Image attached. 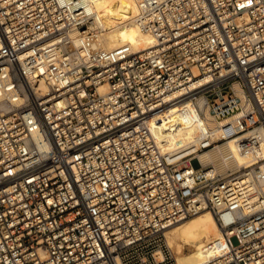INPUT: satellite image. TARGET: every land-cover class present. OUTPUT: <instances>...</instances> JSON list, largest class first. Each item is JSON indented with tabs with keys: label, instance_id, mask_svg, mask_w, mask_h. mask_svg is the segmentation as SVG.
I'll list each match as a JSON object with an SVG mask.
<instances>
[{
	"label": "built area",
	"instance_id": "built-area-1",
	"mask_svg": "<svg viewBox=\"0 0 264 264\" xmlns=\"http://www.w3.org/2000/svg\"><path fill=\"white\" fill-rule=\"evenodd\" d=\"M96 1L0 0V264H173L204 210V264H264V0H135L141 52L98 45ZM174 108L203 128L181 160L153 131ZM233 138L249 166L208 173Z\"/></svg>",
	"mask_w": 264,
	"mask_h": 264
},
{
	"label": "bare ground",
	"instance_id": "bare-ground-1",
	"mask_svg": "<svg viewBox=\"0 0 264 264\" xmlns=\"http://www.w3.org/2000/svg\"><path fill=\"white\" fill-rule=\"evenodd\" d=\"M94 30L100 33L98 45L103 50L110 51L123 45H131L137 52L144 51L152 44L150 35L141 31L135 22L138 6L135 0H97L94 5ZM240 96L244 95L240 92ZM248 108V104L243 99ZM177 109H171L168 115L160 116L153 121V131L164 141L163 151L175 155L174 159L181 160L193 150L196 144L197 131L202 125L193 121L184 126H175L172 119ZM172 118V119H171ZM175 121V119L173 120ZM203 124L204 129L212 130L217 135L220 124L210 116ZM204 167H214L212 172H238L248 167L250 158L240 152L237 140L230 139L215 148L198 154ZM220 237V229L213 214L209 210L186 217L175 223L167 235L168 246L174 251L173 264H204L206 252L204 247ZM187 249V252L185 250Z\"/></svg>",
	"mask_w": 264,
	"mask_h": 264
},
{
	"label": "rangeland",
	"instance_id": "rangeland-1",
	"mask_svg": "<svg viewBox=\"0 0 264 264\" xmlns=\"http://www.w3.org/2000/svg\"><path fill=\"white\" fill-rule=\"evenodd\" d=\"M192 165H193V167H194L195 169L200 168V163L198 162V160L193 161ZM191 217H192V216H190L189 218H191ZM185 252H187V249L185 250ZM173 254H175L174 251H173Z\"/></svg>",
	"mask_w": 264,
	"mask_h": 264
}]
</instances>
